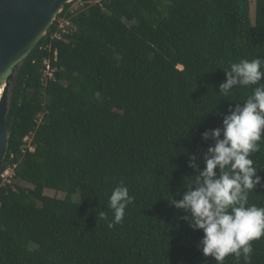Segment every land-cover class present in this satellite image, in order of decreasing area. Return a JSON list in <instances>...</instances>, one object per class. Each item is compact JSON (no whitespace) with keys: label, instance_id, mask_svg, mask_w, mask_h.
I'll list each match as a JSON object with an SVG mask.
<instances>
[{"label":"trees","instance_id":"obj_1","mask_svg":"<svg viewBox=\"0 0 264 264\" xmlns=\"http://www.w3.org/2000/svg\"><path fill=\"white\" fill-rule=\"evenodd\" d=\"M82 1L76 14L64 6L11 84L0 174L16 166V176L6 186L0 177V264H216L200 250L203 232L167 199L181 200L199 175L191 163L203 170L214 143L203 133L252 94L238 86L224 96L220 85L230 64L264 58V0L254 23L250 0ZM259 143L250 158L264 170ZM120 184L134 201L109 228ZM248 203L264 207V182ZM252 245L250 264H264V237Z\"/></svg>","mask_w":264,"mask_h":264},{"label":"clouds","instance_id":"obj_2","mask_svg":"<svg viewBox=\"0 0 264 264\" xmlns=\"http://www.w3.org/2000/svg\"><path fill=\"white\" fill-rule=\"evenodd\" d=\"M224 72L226 81L220 85V94L228 96L238 86H255L252 94L229 109L222 128L203 133L205 141L214 142L204 157L203 170L191 163L199 175L187 180L181 200L171 195L167 200L185 213L183 220L193 230L203 232L200 250L205 257L225 264L226 257L235 255L250 264L252 242L264 237V207L248 203L249 193L264 182L258 175L264 170L250 158L261 151L259 142L264 139V58L241 59ZM133 201L128 187L120 184L113 189L107 205L113 212L109 228L123 221ZM98 216L107 219L106 211Z\"/></svg>","mask_w":264,"mask_h":264},{"label":"water","instance_id":"obj_3","mask_svg":"<svg viewBox=\"0 0 264 264\" xmlns=\"http://www.w3.org/2000/svg\"><path fill=\"white\" fill-rule=\"evenodd\" d=\"M73 0H0V78L14 62L16 56L24 57L12 68L3 85L0 97V170L9 150L11 125L7 123L10 106V88L16 71L31 55L50 27ZM34 41L35 45L29 49Z\"/></svg>","mask_w":264,"mask_h":264},{"label":"built area","instance_id":"obj_4","mask_svg":"<svg viewBox=\"0 0 264 264\" xmlns=\"http://www.w3.org/2000/svg\"><path fill=\"white\" fill-rule=\"evenodd\" d=\"M72 26H73V24L69 19L60 20L59 28H60L62 34L69 33L71 31ZM61 36H62L61 34H57V37L61 38ZM46 64H47V69L44 73V79L45 80L47 78L53 79L54 78V71L52 70V68L49 64V61H46ZM25 142H27V144H28L27 148L29 149V151L34 152V147L31 145L32 137L31 136L26 137ZM24 153H26V149L24 150ZM15 168H16V166H11L7 170H5L3 173L0 174V177L3 181V186L12 185L15 183V180H14V178L16 176Z\"/></svg>","mask_w":264,"mask_h":264},{"label":"rangeland","instance_id":"obj_5","mask_svg":"<svg viewBox=\"0 0 264 264\" xmlns=\"http://www.w3.org/2000/svg\"><path fill=\"white\" fill-rule=\"evenodd\" d=\"M84 6H85V3L82 0H75L70 9H71V12L73 14H76V13L83 11ZM255 13H256V0H250V17H251V20L253 23L255 21ZM63 20H64V18H63ZM34 151H35V149H34ZM18 184H19V181H18ZM20 184L22 185V187L32 188L24 182H20ZM12 185H14V184H12ZM14 190H16V189H14ZM44 195L46 197H51V198H56V199H64L65 198L64 194L57 193L55 191H50V190H46L44 192Z\"/></svg>","mask_w":264,"mask_h":264},{"label":"bare ground","instance_id":"obj_6","mask_svg":"<svg viewBox=\"0 0 264 264\" xmlns=\"http://www.w3.org/2000/svg\"><path fill=\"white\" fill-rule=\"evenodd\" d=\"M35 43H36V41H34L30 46H28L29 47V49L31 48V47H33L34 45H35ZM25 53V52H24ZM21 54V55H18V56H16L15 57V59H14V62L8 67V69L1 75V78H0V97H1V95H2V92H3V85L5 84V81H6V78L10 75V73H11V68L17 63V62H19L23 57H24V55L25 54Z\"/></svg>","mask_w":264,"mask_h":264}]
</instances>
